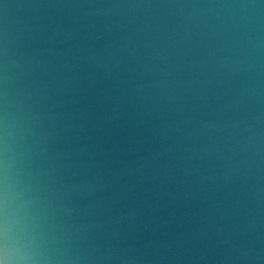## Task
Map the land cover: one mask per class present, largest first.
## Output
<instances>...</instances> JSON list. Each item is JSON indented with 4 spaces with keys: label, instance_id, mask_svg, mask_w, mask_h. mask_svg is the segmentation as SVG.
Here are the masks:
<instances>
[{
    "label": "water",
    "instance_id": "water-1",
    "mask_svg": "<svg viewBox=\"0 0 264 264\" xmlns=\"http://www.w3.org/2000/svg\"><path fill=\"white\" fill-rule=\"evenodd\" d=\"M0 264H264V0H0Z\"/></svg>",
    "mask_w": 264,
    "mask_h": 264
}]
</instances>
